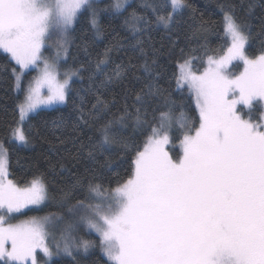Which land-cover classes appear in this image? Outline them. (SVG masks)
Listing matches in <instances>:
<instances>
[{"label":"snow or ice","instance_id":"obj_1","mask_svg":"<svg viewBox=\"0 0 264 264\" xmlns=\"http://www.w3.org/2000/svg\"><path fill=\"white\" fill-rule=\"evenodd\" d=\"M100 3L0 0V52L19 66V72L12 69L16 86L20 87L24 70L43 63L39 77L29 84L24 100L17 105L19 120L8 129L13 142L27 145L30 135L22 125L42 105L65 104L70 82L85 70L81 65L77 71L65 72L62 82L57 79L61 53L65 60L68 54L66 37L81 19L99 38L102 13L113 18L123 15L130 34L124 40L145 58L143 68L148 74L131 105L125 102L111 119H102L101 114L110 108L101 89L120 83L135 66L130 62L115 64L109 71L113 54L123 48L121 39L97 55L87 90L95 102L86 107L88 101L81 97L73 127L100 121L99 135L96 141L89 137V143L79 142L77 156L87 149L88 158L96 161L118 145L122 151L134 152L131 174L114 188L98 182L94 170L91 179L76 177L63 192V199L79 189L83 198L67 211L82 213L64 223L51 247L47 243L49 230H55L63 216L54 213L8 222L10 214L45 202L48 191L40 177L24 187L8 178L9 150L0 142V264H38V250L44 264L61 254L79 264L74 252L87 255L97 246L111 264H264V40L259 54L249 55L250 27L237 19L232 6H221L229 46L218 58L205 51L207 66L203 71L194 70L193 61L199 57L193 49V54L177 63L174 73L177 88L186 86L198 110L199 126L193 129L183 105L176 115V101L155 83L159 71L154 60L148 62L147 42L142 38L153 28L171 32L179 27L183 11L190 7L187 0H140L142 12L135 7L128 12L131 0H109L103 7ZM201 27L211 25L202 22ZM54 33L60 37L59 48L54 58H45L44 50L50 47L46 41ZM259 35L264 36V31ZM84 51H88L87 43ZM238 64L243 65L242 70L231 72ZM44 87L46 96L41 91ZM157 97L167 108L158 117L152 106ZM52 123L62 128L65 121L61 118ZM129 128L133 136H144L142 147L122 135ZM174 130L181 131L176 158L168 150ZM111 166L112 161L106 159L102 168ZM79 225L94 232L99 244L77 237L74 233Z\"/></svg>","mask_w":264,"mask_h":264},{"label":"trees","instance_id":"obj_2","mask_svg":"<svg viewBox=\"0 0 264 264\" xmlns=\"http://www.w3.org/2000/svg\"><path fill=\"white\" fill-rule=\"evenodd\" d=\"M108 2L109 0H102L100 7ZM187 3L190 7L183 11L179 27L171 32H167L162 27L153 28L151 32H145L142 38L147 42L145 52L148 53V62L152 63L154 60V68L159 71L155 83L164 90L165 96L176 101L174 108L176 115H179L183 105L194 129L199 126V113L186 86L183 89L177 88L174 79L177 63L182 62L183 57L193 54L192 50L195 49L194 54L199 59L193 61L194 70L203 71L207 66L205 51L207 55L217 58L223 54L229 46V40L222 26L221 6L225 5L232 6L237 19L246 22L250 27L253 40L247 50L249 55H258L260 42L264 40V36L259 35L264 31V0H187ZM139 4L140 0H133L128 12H131L133 7L138 12H142L143 9L138 7ZM202 22H208L211 27L202 28ZM86 23V20L81 19V22L75 26L67 46L68 66L73 71H77L83 65L85 70L79 72L76 79L71 82L69 98L65 104L40 109L30 116L23 126L26 134L30 135L27 145L13 142L8 132V129L15 127L19 120L17 105L23 101L24 93L22 85L20 89L16 86L17 82L12 73L13 68L19 71L18 65L6 59V54L0 52V142H3L9 150V179L18 186H22L28 184L33 178L40 177L46 184L47 203L40 212L35 213V216H48L55 213L70 219L71 217L68 216L73 214L67 211L68 206L74 204L77 199H82L83 194L79 189H73L69 193V198L65 200L63 192L69 190L76 177L91 179L94 170L98 182L103 183L106 188L109 186L114 188L119 182L128 179L131 174V159L134 152L122 151L118 145L106 151L104 156L96 161L88 158L87 149L77 156L79 142L87 144L89 137L96 141L99 135L97 129L100 121L90 122L91 126L79 124L73 127L77 117L76 107L79 106L81 97L88 101L86 107H90L91 103L95 102L91 93L87 91L91 84L90 69L97 55L103 53L106 47L117 39L124 40L130 35L124 27L123 15L113 18L102 13L99 24L103 33L99 38H95L94 31L88 29ZM85 43L88 47L87 52L84 51ZM112 60L113 64L109 66V71L115 64L128 65L130 62L135 67L126 73L120 83H113L108 85V88L101 89L102 97L109 102L110 108V112L101 114L102 119H111L112 113H117L125 102L131 105L135 99V93L144 87L148 77L143 68L145 58L138 50H133L127 40H124L122 50L113 54ZM241 66L238 64L234 67L235 73L242 70ZM125 93L127 100H125ZM152 106L157 109L155 112L157 117L160 111H167L160 97L155 98ZM152 116L153 113L150 110L149 119H152ZM61 118L65 121L64 127L56 128L52 122ZM122 135L131 137V142L138 143L142 147L143 135L137 133L133 136L131 128ZM180 136L181 131H173L172 144L168 146L173 158H176L180 152L178 139ZM106 159L112 161L110 169L102 168ZM74 255L79 264H111L97 247L91 249L87 255L82 253H74ZM51 264H75V262L71 257L64 256L54 259Z\"/></svg>","mask_w":264,"mask_h":264},{"label":"rangeland","instance_id":"obj_3","mask_svg":"<svg viewBox=\"0 0 264 264\" xmlns=\"http://www.w3.org/2000/svg\"><path fill=\"white\" fill-rule=\"evenodd\" d=\"M132 1L133 0H131V2ZM70 34H71V32L66 37L68 43H69L70 37H71ZM59 40H60V37L57 34H55V33L53 35H51L50 38H48V40L46 41V43H47V45H50V47H47L44 50V53L43 54H44V57L45 58L52 59V58L55 57L56 51L59 48ZM68 43L66 44V47L68 46ZM61 56H62V58L59 61V65H58V75H57V79L62 82L63 79L65 78L64 73L65 72L71 73V72H73V70L68 66V64H67V62H68L67 61V58H66V60L63 59V53H61ZM237 63L238 62H234V64H237ZM241 67L243 68V65ZM42 68H43V63L41 62L38 67H30L29 69L24 70V73L22 75V79L20 81V87H18L20 89L21 88V85L23 86L24 97L27 94V89H28L29 84L32 83V82H34L35 79L37 77H39V75H40V69H42ZM230 71L235 73L234 67H232L230 69ZM236 73L238 74V72H236ZM75 79H76V76L73 77L72 82ZM70 85H71V82H70ZM41 91H42V95H45V96L47 95V87H44ZM23 100H24V98H23ZM60 105H62V104H56V105H51V106H44V105H42V106H40L37 109V111L35 113L31 114L30 116L36 114L40 109H43V108H54V107H57V106H60ZM23 126L24 125H22V127ZM19 145H22V144H19ZM27 185L28 184L22 185L21 187H24V186H27ZM46 203H47V200L45 202H43L41 205H38V206H29L28 208L23 209L20 213H12L9 216L8 222L9 223H19L20 221L27 220V219H30V218H33V217H36V218L45 217L47 215H36L35 216V213L37 214V212H40L45 207ZM76 212H78L77 215L75 213V214H73L71 216H68V217H71L70 219L69 218H64V221L58 222L56 224L55 230H52V229L49 230V236H48V239H47V243L49 244L50 247L53 246L55 240H58L59 239V232H60V229L63 227L64 223L67 222V221H69V220L74 219L75 216H78L79 214H81L82 213V210L81 211L77 210ZM74 234L77 235V237H83L86 240L95 239L96 242H97V244H99L98 236L94 232H89L88 230H86L83 225H79L78 231L76 233H74ZM97 248L99 249V251H101V249L98 246H97ZM53 251H55L54 248H53ZM74 253H76V252H74ZM64 256L65 255H62V254L59 255V256H55L54 255L53 258H52V260H51V262L54 259H57L59 257H64ZM106 259H107V257H106ZM44 260H45V258L43 257V254L38 250L37 251V261H38V264H44ZM51 262H50V264H51Z\"/></svg>","mask_w":264,"mask_h":264}]
</instances>
